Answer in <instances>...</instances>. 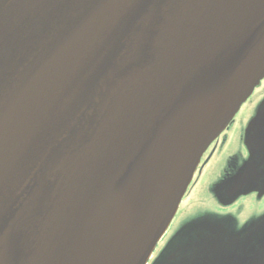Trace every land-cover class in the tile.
I'll return each mask as SVG.
<instances>
[{"label": "water", "instance_id": "obj_1", "mask_svg": "<svg viewBox=\"0 0 264 264\" xmlns=\"http://www.w3.org/2000/svg\"><path fill=\"white\" fill-rule=\"evenodd\" d=\"M263 75L264 0H0V264H145Z\"/></svg>", "mask_w": 264, "mask_h": 264}, {"label": "flooded vegetation", "instance_id": "obj_2", "mask_svg": "<svg viewBox=\"0 0 264 264\" xmlns=\"http://www.w3.org/2000/svg\"><path fill=\"white\" fill-rule=\"evenodd\" d=\"M174 218L146 264H264V76L203 154Z\"/></svg>", "mask_w": 264, "mask_h": 264}, {"label": "bare ground", "instance_id": "obj_3", "mask_svg": "<svg viewBox=\"0 0 264 264\" xmlns=\"http://www.w3.org/2000/svg\"><path fill=\"white\" fill-rule=\"evenodd\" d=\"M213 102V99H207L205 101H201L198 105V107L191 113V114H199L203 111L205 106H210ZM186 119H182L180 127L182 128L180 134L183 135L185 129H186ZM139 184V179H136L134 181V184L129 185L125 190L121 192V194L118 195L113 200V205L111 207V210L108 214H105L104 217V224L103 227L105 229H110L108 231L105 230L103 233V236L100 241V246L105 250L106 253L110 257H115L119 254L121 247V242H119V239L124 234H119L121 232H125L128 229L130 218L125 217L123 215H119L122 209H124L128 204L133 202V199L131 197V189H137V185ZM104 228L101 227L102 230Z\"/></svg>", "mask_w": 264, "mask_h": 264}, {"label": "rangeland", "instance_id": "obj_4", "mask_svg": "<svg viewBox=\"0 0 264 264\" xmlns=\"http://www.w3.org/2000/svg\"><path fill=\"white\" fill-rule=\"evenodd\" d=\"M241 117H243V114H239L238 116H237V120L239 119V118H241ZM229 138L231 139L232 138V135H233V133H232V130H230L229 131ZM222 158V155L220 156H215L213 159H212V161L209 163V165L211 164H218V165H221V163H220V159ZM198 197H201V199H206V197H205V195L203 194V192H200L199 193V195H198ZM195 201V198H191L188 202H187V204H191V203H193ZM211 204H210V201L208 200V202L206 203V204H204V206L206 207V206H210ZM185 209V208H184ZM183 211V210H182ZM194 211H196V208H195V210ZM194 214H197V216H200V212H195ZM179 216V213H178V215L175 217V218H177ZM175 218H174V221L173 222H175ZM163 240H164V237H162L160 240H159V243H158V245H157V249L158 248H160V246H161V244H162V242H163Z\"/></svg>", "mask_w": 264, "mask_h": 264}]
</instances>
